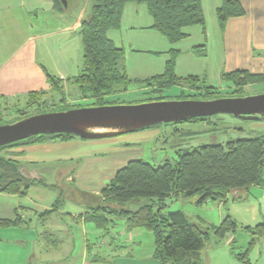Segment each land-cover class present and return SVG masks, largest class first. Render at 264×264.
<instances>
[{"label":"trees","instance_id":"obj_1","mask_svg":"<svg viewBox=\"0 0 264 264\" xmlns=\"http://www.w3.org/2000/svg\"><path fill=\"white\" fill-rule=\"evenodd\" d=\"M90 3L89 19L83 20L79 29L82 69L77 76L65 82L75 87L74 98L89 99L93 102L85 107L117 105L119 103L107 102L106 98L125 93L130 86L143 89L156 87L157 93H163L194 82L197 88L217 90L206 87L197 77L178 78L174 67L179 52L175 49L168 51V59L161 75L142 80L130 79L119 67L123 51L116 48L106 36L108 31L120 27L124 7L134 4L146 7L152 19L151 29L171 46L186 39L188 35L184 30L191 27L200 28L205 38L201 0H90ZM54 9L56 12L64 10L58 0H54ZM243 15L244 10L238 0H221V6L215 11L220 33L223 32L228 19ZM46 79L51 93L60 96L64 94L61 80L48 74ZM221 81L226 86L243 88L263 84L264 75L235 71L222 74ZM45 94L47 93L43 91L31 92L25 98L32 101L29 102L31 105ZM7 100L0 98V102ZM76 108L82 106L75 105L62 111ZM44 113L46 112L35 115ZM207 119L194 118L187 122H205ZM72 139L80 138L70 135H38L0 147V153L20 146L38 145L49 141L67 142ZM21 170L17 160L0 154V194L24 197L34 184L47 186L42 180L24 175ZM255 185L264 187V135L229 141L223 145H203L179 152L175 162L164 161L158 167L142 160L130 161L100 190L99 205L90 209L83 216V221L93 224L104 235H107L116 220H124L130 230L143 229L150 233L153 237L152 259L156 264H201L202 250L209 241L208 232L190 223L181 211L165 212V201L170 198L177 199L179 196H197L198 206L207 202L225 203L229 194L247 190ZM135 199H147L150 203L141 205L135 211L118 210L115 207ZM56 202L61 203V199L58 198ZM52 213L53 209L46 210L39 217L44 222ZM23 224L18 210H15L13 219H0V228H19ZM211 230L217 239H224L228 234L235 232L236 223L230 216H226L218 226H212ZM245 230L254 237L249 249L256 240L264 238V223L245 227Z\"/></svg>","mask_w":264,"mask_h":264},{"label":"crops","instance_id":"obj_2","mask_svg":"<svg viewBox=\"0 0 264 264\" xmlns=\"http://www.w3.org/2000/svg\"><path fill=\"white\" fill-rule=\"evenodd\" d=\"M88 2L90 0H67L68 7L70 4L75 6L71 13L66 12L65 17L64 10L56 12L54 9V0H0V98L8 100L22 98L31 92L39 91L51 93L46 79L47 74L62 81L64 92L69 89L70 85L65 83L66 80L77 76L83 65L79 29L81 22L85 20ZM238 2L244 10V15L228 19L223 32L220 33L215 11L221 6V0H201L205 20V38L200 28L191 27L184 30L188 35L186 39L171 46L151 29L152 19L146 7L134 4H127L124 7L120 27L117 30L108 31L106 36L116 48L123 51L119 67L130 79L142 80L161 75L168 59V51L175 49L179 52L174 67V73L178 78L197 77L206 87L220 90L216 85L208 84L209 80L223 84L221 75L235 71L264 75V0H238ZM207 16H210L211 34ZM74 97H76L75 93ZM111 140L112 138L49 141L38 145L12 148L6 153L10 159L17 160L23 169L24 163L38 164L41 161L40 156L50 155L66 147V150L75 151V155L68 156L69 161L79 160L80 164L85 165L86 170L90 169L94 172L99 169L97 166L102 168L107 166L104 163L105 152L96 151V146L105 142L109 143ZM90 148L94 151H88ZM54 161L60 162L57 159ZM76 171L77 169H70L66 172V182H75L78 177ZM253 187L264 192L262 186ZM3 195L5 194H0V198ZM57 199L50 206L48 205L50 199L46 201L47 203L41 201L38 206L36 205V211L32 210L36 217L46 210L53 209L48 220L40 221L41 232L36 233L34 240L37 241L39 236V239L43 238L42 242L50 247L44 248L42 252L46 255L54 253L56 256H61L62 260L56 261L66 264V254L68 256L66 249H69L68 242H71L68 239V230L72 226H78V223L86 229L85 224L88 223L83 221V216L89 210L81 213H67L61 208L63 200L61 199V203H58ZM18 208L24 209V213L31 209L11 203L7 207L1 204L0 219H13L14 211ZM19 214L24 221L22 214L20 212ZM114 225L115 223L112 227ZM92 226L94 232L101 237L111 236L112 227L107 235H104L93 224ZM124 228L128 233L126 241L131 242L133 247L141 246V243H134V240L140 237L141 231L128 229L125 221ZM117 234L125 233L116 231L115 235ZM103 240L99 247L94 245L95 248H91L88 241L83 242L84 246L79 255L80 264H156L152 255L144 262L140 260L134 262L137 258L134 257L132 249L131 253L127 252L124 256H119L120 250H125L126 247L121 243V246L119 243L116 245L114 237L111 238L109 247L110 254L112 253L111 261H108L99 255L103 253L101 246H106ZM94 249L99 253L91 257L92 259L87 263L88 254ZM117 258L118 260L115 261ZM35 259L33 255L32 260ZM30 262L29 260L26 264Z\"/></svg>","mask_w":264,"mask_h":264},{"label":"rangeland","instance_id":"obj_3","mask_svg":"<svg viewBox=\"0 0 264 264\" xmlns=\"http://www.w3.org/2000/svg\"><path fill=\"white\" fill-rule=\"evenodd\" d=\"M204 5L206 4L204 3ZM74 6V4H70L67 9H64L65 17L66 12L71 13ZM90 8L91 3L88 2L85 20L90 16ZM206 14L208 15V13ZM206 19L211 34L210 16H207ZM208 84L216 85L220 90L197 88L194 82H190L185 87L163 93H157L156 87L143 89L130 86L125 93L109 96L106 100L109 103H119L117 105H135L166 99L212 100L264 94V83L243 88L226 86V84L211 80ZM74 91L75 87L69 86V89L65 90L62 96L47 93L31 105L32 101H28L25 97L1 101L0 125H8L41 112H60L67 107H75V105L85 107L93 103L89 99L74 98ZM260 135H264L263 119L251 121L228 115H217L208 118L205 122L158 125L112 138L109 143H101L96 146V151L105 152L106 160H104V163L107 166L106 168L97 166L99 169L94 172H91L90 169L86 170L85 165L80 164L79 160L69 161L68 156L75 155V151L66 150V147L50 155L40 156L39 160L41 161L38 164L24 163L23 174L31 177V179L42 180L47 186H31L28 195L24 197L5 194L0 198V205L2 204L3 207H7L11 203L31 208L26 213H24V209H17L25 221V224L21 227L0 228L1 264H26L29 260L31 261L30 264H64V262L58 263L56 261L61 259V256H56L54 253L46 255L42 252L44 248L50 247L42 242L43 238L39 239V236L37 241L34 240L36 233L41 232L39 226L42 218L39 217V214L35 217L32 210L36 211L35 207L41 201L47 203L46 201L50 199L48 204L50 206L55 199L62 197L61 208L63 211L81 213L84 210L94 209L99 205L98 193L100 190L114 177L119 169L130 161L142 160L158 167L164 161L175 162L179 152L189 151L203 145H223L229 141L251 139ZM88 151H94V149L90 148ZM0 154L9 157L6 151ZM55 159L60 160V162H55ZM70 169H77L78 177L74 183H68L65 180L66 172ZM197 200V196L192 198L182 196L177 199L170 198L165 201L164 211H181L190 223L196 225L202 231L208 232L209 241L202 250L201 264H264V238L256 240L249 249V244L254 237L245 230V227H255L264 223V192H260L252 186L247 190L231 193L225 203L207 202L202 206H198L196 205ZM147 203H150L147 199H135L114 206L118 210L135 211L138 207ZM226 216H230L236 223V230L224 239H217L211 230L212 226H218ZM14 217L15 211L12 218ZM85 228L78 223V226H72L68 230V239L71 242H68L70 247L68 250L66 249L68 252V256L66 254V264H80L81 258H79V255L84 246V241H88L91 248H95L94 245L99 247L103 239V243L106 242V246H101L103 253L101 254L94 249L88 254L87 263L96 253L111 261L112 253L110 254L109 247L112 237L116 239V245L118 243L120 246L121 244H128V246L123 245L126 247L125 250L119 249V256H124L127 252L131 253V249L134 250V257L137 258L134 262H138L137 260L144 262L153 253V237L143 229H138L141 234H135H140V237L134 240V243H141V246L136 248L133 247L131 242L126 241L128 233L125 232L124 220L115 221V225L110 229L111 236L108 237H101L100 234L94 232V227L90 223L85 224ZM116 231L120 233L123 231L125 234L115 235ZM33 255L36 257L35 260H32ZM244 255L245 259H243ZM117 260L118 258L115 259V261ZM128 260L132 261L129 258Z\"/></svg>","mask_w":264,"mask_h":264},{"label":"water","instance_id":"obj_4","mask_svg":"<svg viewBox=\"0 0 264 264\" xmlns=\"http://www.w3.org/2000/svg\"><path fill=\"white\" fill-rule=\"evenodd\" d=\"M58 1L63 9L68 8L67 0ZM217 115L251 121L264 119V94L212 100H159L33 115L12 124L0 125V147L38 135L108 139L158 125Z\"/></svg>","mask_w":264,"mask_h":264},{"label":"flooded vegetation","instance_id":"obj_5","mask_svg":"<svg viewBox=\"0 0 264 264\" xmlns=\"http://www.w3.org/2000/svg\"><path fill=\"white\" fill-rule=\"evenodd\" d=\"M170 99H166L165 101H169ZM174 100H203V99H174ZM159 101V100H157Z\"/></svg>","mask_w":264,"mask_h":264}]
</instances>
